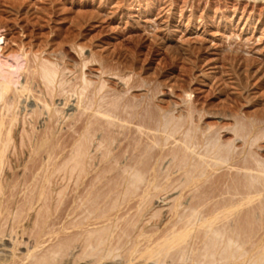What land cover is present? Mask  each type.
<instances>
[{
	"label": "bare ground",
	"instance_id": "bare-ground-1",
	"mask_svg": "<svg viewBox=\"0 0 264 264\" xmlns=\"http://www.w3.org/2000/svg\"><path fill=\"white\" fill-rule=\"evenodd\" d=\"M2 39L0 33V217L10 206L6 207L7 202L4 206L6 190L1 177L7 151L13 146L14 127V169H23L15 180L14 197L21 193L25 198L17 206L15 219L41 201L46 204L48 184L57 179L62 189L58 192L56 217L60 232L68 234L63 244L39 256L30 253L27 257L31 260L23 264H57L60 256H72L69 249L78 246L74 245L76 241H80L78 260L89 258L88 264H264V237L259 239L256 234L260 227L256 208L264 210V160L250 148L259 139L252 137V121L253 129L246 131L240 152L236 151V141L241 124L232 128L235 138L227 143L220 133L202 125L201 137L190 128L178 138L175 133L181 125L175 120L183 112L174 117L168 114L171 110L159 108L151 100L146 103V94H141L143 102L135 97L138 102L120 104L118 97L97 102L95 96L106 79L94 87L92 65L77 62L63 49L44 56L34 54L32 59L25 52L4 54ZM68 72L77 73L75 83H70ZM35 85L41 86L38 92ZM121 105L124 114L117 112ZM151 105L157 107L156 117L151 115ZM44 112L48 113V128L39 132L35 124ZM76 112L78 115L73 116ZM19 114H23L22 121ZM66 116L78 124L74 130L78 133L58 137L54 124ZM187 118L193 121L192 112ZM20 122L33 128L24 131L28 134L20 139L28 150V164L20 162L18 153L15 129ZM100 129L105 132L94 145L95 151H101L96 164V155H89V147L95 131ZM168 140L170 146L165 150ZM247 147L250 160L238 163L236 158ZM168 155L171 163L162 174L158 166ZM226 174L231 179L236 177L242 191L234 189L231 193L229 187L224 191L220 186L218 190L210 186L214 176L222 184L225 180L219 176ZM161 196H166L163 201L171 199L165 212L153 206V199ZM46 218L41 221V229L49 221Z\"/></svg>",
	"mask_w": 264,
	"mask_h": 264
},
{
	"label": "rangeland",
	"instance_id": "rangeland-1",
	"mask_svg": "<svg viewBox=\"0 0 264 264\" xmlns=\"http://www.w3.org/2000/svg\"><path fill=\"white\" fill-rule=\"evenodd\" d=\"M0 33L4 54L25 52L32 59L34 54L44 56L47 52L63 49L77 62L85 61L92 65L94 87L106 79L104 88L95 96L97 102L118 97L123 104L138 102L140 98L141 102L151 100L159 108L171 110L168 114L174 117L183 112L184 115L175 120V124L181 125L175 133L178 138L190 128L197 137H201L202 125V128L220 133L222 141L227 143L235 138L232 128L241 124L243 128L236 141V151L240 152L246 131L253 129L252 121L255 124L252 137L258 136L259 139L250 148L256 150L258 159L264 160V0H0ZM76 74L67 73L70 83H75ZM35 88L38 92L41 86L35 85ZM141 94H146V98L143 99ZM154 105L150 111L156 117L158 110ZM117 112L125 113L123 105ZM190 112L193 121L187 118ZM76 113L73 116H77ZM47 114L44 112L35 124L39 132L48 128ZM18 116L22 121L23 114ZM26 118L29 120L30 116ZM74 123V119L70 121L67 116L60 118L54 124L58 137H66L67 132L77 135L74 130L78 124ZM32 129L31 125L21 122L15 129L20 162L24 160L26 164L28 150L20 144V139L22 134H28L24 131L31 132ZM104 132L103 129L95 131L89 147V155H96V164L101 151H95V146ZM12 137L13 146L7 151L1 177L6 190L4 206L7 202L6 207L10 205L12 210L8 207L7 213L4 211L5 215L0 217L5 247L3 253L0 252V264H23L31 260L27 257L30 253L42 255L63 244L65 236H68L60 232L61 224L56 217L58 192L62 189L57 179L48 184L50 190L46 204L41 201L15 219L17 206L25 198L21 193L14 197L15 180L23 172L22 166L14 169L17 163L14 127ZM170 142L167 141L165 150H168ZM236 160L238 163L250 160L249 147ZM170 163L171 155H168L158 166L162 174ZM222 171L224 169L218 174ZM214 177L210 184L213 189L218 190L220 186L225 191L229 187L232 193L234 189L242 188L236 177L219 176L225 180L222 184ZM224 196L228 197L229 193ZM165 197L153 199L156 210L159 207L163 212L168 210L171 199L163 201ZM256 209L260 217L256 234L261 239L264 237V210ZM48 213L51 215L46 216ZM44 217L49 221L46 229H41ZM43 231L50 232V235ZM41 237L44 240L40 241ZM74 245L78 246L74 249L71 246L69 252L75 257L64 254L57 264H88L89 258L78 260L80 241Z\"/></svg>",
	"mask_w": 264,
	"mask_h": 264
}]
</instances>
